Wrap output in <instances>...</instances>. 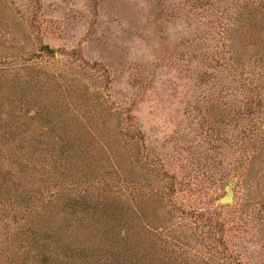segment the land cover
<instances>
[{"label":"rangeland","instance_id":"1","mask_svg":"<svg viewBox=\"0 0 264 264\" xmlns=\"http://www.w3.org/2000/svg\"><path fill=\"white\" fill-rule=\"evenodd\" d=\"M0 264H264V0H0Z\"/></svg>","mask_w":264,"mask_h":264},{"label":"trees","instance_id":"2","mask_svg":"<svg viewBox=\"0 0 264 264\" xmlns=\"http://www.w3.org/2000/svg\"><path fill=\"white\" fill-rule=\"evenodd\" d=\"M44 48L46 49L47 53H51L52 54L54 52V50L49 48V46H47V45H45Z\"/></svg>","mask_w":264,"mask_h":264},{"label":"water","instance_id":"3","mask_svg":"<svg viewBox=\"0 0 264 264\" xmlns=\"http://www.w3.org/2000/svg\"><path fill=\"white\" fill-rule=\"evenodd\" d=\"M221 202H224V203L231 202V199L227 197H223L221 198Z\"/></svg>","mask_w":264,"mask_h":264}]
</instances>
